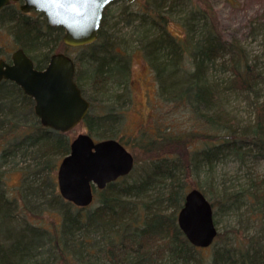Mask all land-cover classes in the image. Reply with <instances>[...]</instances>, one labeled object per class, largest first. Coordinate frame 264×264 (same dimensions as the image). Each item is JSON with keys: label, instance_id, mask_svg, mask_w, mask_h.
<instances>
[{"label": "trees", "instance_id": "obj_1", "mask_svg": "<svg viewBox=\"0 0 264 264\" xmlns=\"http://www.w3.org/2000/svg\"><path fill=\"white\" fill-rule=\"evenodd\" d=\"M143 1L139 9L131 10L132 3L123 6L120 14L127 22L139 20L137 48L155 76L160 99L180 113L182 126L168 122L152 135L141 130L125 138L123 113L111 99L116 86L129 91L130 60L118 55L116 43L109 40L106 7L97 40L79 47V57L73 58L79 69L75 82L89 102L82 124L95 142L99 139L94 137L101 136L127 147L130 140L126 149L133 151V169L146 165L95 190L93 202L77 208L62 199L55 175L72 136L43 128L32 98L13 82L2 81L0 264H264V175L249 174L244 188L237 190L222 179L214 197L192 179L202 171L212 173L227 158L243 165L248 158L264 156V100L259 93L264 74L236 40L222 37L210 8L197 0ZM175 10L182 11L179 17ZM40 16L31 18L12 5L5 6L0 10V32L11 35L10 49H22L42 66L64 44L62 28L49 27ZM170 24L181 31V37L170 31ZM2 50L0 46V55L5 56ZM81 63L87 65L86 86L80 82ZM237 93L250 99L252 116L246 120L228 111V96ZM135 149H142L147 157L139 158ZM15 158L24 162L18 169L20 202L9 196L6 173L1 171ZM189 184H195L211 203L215 226L218 215L243 205L248 212L245 220L256 221L258 229L217 230L210 247H193L177 224ZM50 210L60 216L53 230L28 219ZM42 248L48 253L47 261Z\"/></svg>", "mask_w": 264, "mask_h": 264}, {"label": "water", "instance_id": "obj_2", "mask_svg": "<svg viewBox=\"0 0 264 264\" xmlns=\"http://www.w3.org/2000/svg\"><path fill=\"white\" fill-rule=\"evenodd\" d=\"M16 1L22 2V12L36 10L44 15L49 27H61L64 45L83 47L97 40L105 8L116 0H0V9ZM74 77V61L62 52L51 54L42 70L34 68L22 49L11 54L10 62L0 58V83L5 80L20 87L34 101V114L40 125L60 133L82 123L89 111V102ZM134 163L132 153L118 140L94 142L87 133H79L57 167L58 192L65 201L85 208L92 203L95 189L127 176ZM177 224L195 248L210 247L217 236L211 203L197 188L185 194Z\"/></svg>", "mask_w": 264, "mask_h": 264}, {"label": "rangeland", "instance_id": "obj_3", "mask_svg": "<svg viewBox=\"0 0 264 264\" xmlns=\"http://www.w3.org/2000/svg\"><path fill=\"white\" fill-rule=\"evenodd\" d=\"M197 1L202 4L204 8H210L211 15L213 16L214 22L217 23L218 31L222 37L227 40H236L237 44L246 51L247 59L250 62L255 59L257 67L264 74V0ZM142 4L144 5L143 0H137L135 3H132L130 9H139L142 7ZM168 4L169 1H167L165 5ZM125 5H128V3L123 1H114V3H111L108 6L109 16L106 22L109 40L111 43H116V46L114 44L115 51L121 57H128L130 60L129 91L127 92L123 87L116 86L112 92L115 96H112L113 98L111 99L112 103L123 113V116H121V120L123 121L121 128L125 133L124 136L127 139L131 138L141 130H146L152 135L157 127L163 128L166 123L174 121L180 122L181 124L178 123L177 125L181 127V120H183V118L180 116V113L168 109L160 99L155 76L144 61L141 51L137 48L138 37L135 33V27L139 23V20L133 19L127 22L122 14H120ZM165 10L166 9H163V11ZM178 11L179 10L174 11L176 17H179V13H182V11ZM168 26L173 34L179 35L180 37L182 36L181 31L173 24ZM10 40L11 35H9L8 32L4 30L0 32V46L3 47L2 51L5 55L3 57L6 58H9L11 53L16 50L15 48L10 49ZM50 45H52V43ZM64 46L60 45L56 47L52 53L63 52L72 59L79 57L80 50H78V48ZM43 52L44 51H40V53ZM31 54L34 57H39V54ZM1 56L2 55H0V57ZM41 59L43 61V58ZM224 59L227 60L228 56ZM81 65L82 66L79 68L82 70L83 79L80 82L86 86L85 83L87 80L84 77L87 74L85 71L87 70V65L86 63H81ZM76 71L78 72L79 69ZM259 88H261L259 90L260 100H264V81L261 82ZM249 100V97L244 93L228 96L226 102L229 108L228 111L231 112L230 110H232L238 113L236 117H239L240 121L246 120L252 116ZM158 121L160 125L157 124ZM79 133H87L82 123L69 132V135L74 138ZM98 137H94L95 140H103L101 136ZM129 143L131 144L130 140ZM130 144L127 145L129 146ZM128 146L126 148H128ZM127 150L133 152L130 149ZM162 153L164 154L166 152L163 151ZM136 154L139 158H145L148 155V153L144 152L142 149L136 150ZM23 165L24 162H22L21 159L15 158L12 162L6 164L4 168H1V171H5L6 173L5 187L7 188L8 194L17 202L21 201V173L18 169ZM143 165L146 164L143 163L140 168H134L131 172L136 173L138 170L143 169L145 167ZM249 174L255 176L264 175V156L260 157L256 155L255 158H248L243 165H240V162L234 158H227L223 163H219L212 173L206 174L202 171L198 175L197 173L192 175V179H194L199 188L206 189L207 195L214 197L219 193L222 179H225L226 185L230 187V189L237 190L244 188ZM189 185L190 188H196L195 184ZM247 216V208L243 205L239 206L238 209L233 211L228 210V212L218 215V224L216 225L218 232H224L225 230L231 232L235 229L242 233L256 231V228L258 229L256 221L245 220ZM28 219L33 224L49 230H53L55 225L60 222V216L52 210L37 216H28ZM40 251L42 257L44 255L47 261V251L44 248Z\"/></svg>", "mask_w": 264, "mask_h": 264}, {"label": "flooded vegetation", "instance_id": "obj_4", "mask_svg": "<svg viewBox=\"0 0 264 264\" xmlns=\"http://www.w3.org/2000/svg\"><path fill=\"white\" fill-rule=\"evenodd\" d=\"M21 1H16V2H11L9 5H12V6H14V8L16 9V10H18L20 13H22L23 15H26V16H29V17H31V18H36L37 16H42L43 14L42 13H40V12H38V11H36V10H33V9H31L30 11H28V12H22L21 10H20V5H21ZM8 6V5H7ZM2 9V8H1ZM0 9V10H1ZM40 16V17H41ZM44 16V15H43ZM45 18V17H44ZM47 23V22H46ZM10 57H11V55H10ZM10 57L9 58H6V57H3V56H1L0 58H3L5 61H7V62H10ZM30 58V57H29ZM31 59V58H30ZM32 60V62H33V64H34V68L35 69H37V70H42L43 68H45V66L48 64V62H49V56H48V58L46 59V61H45V63L42 65V66H39V65H37V64H35V61L33 60V59H31Z\"/></svg>", "mask_w": 264, "mask_h": 264}]
</instances>
